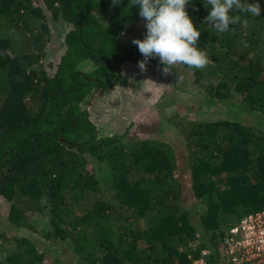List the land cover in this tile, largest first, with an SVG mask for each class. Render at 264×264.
<instances>
[{
	"label": "trees",
	"instance_id": "1",
	"mask_svg": "<svg viewBox=\"0 0 264 264\" xmlns=\"http://www.w3.org/2000/svg\"><path fill=\"white\" fill-rule=\"evenodd\" d=\"M243 2L259 3L260 16L237 13L242 22L221 35L205 22L207 0H190L198 47L211 62L203 69L184 66L210 97L226 100L225 90L233 88L242 105L264 114V0ZM48 17L71 25L53 76L42 65ZM140 19L129 0L115 6L112 0H0V32H31L19 44L0 35V196L11 203L10 221L28 227V216L42 210L46 197L52 230L45 236L71 242L80 264H193L206 247L218 264L224 229L264 209V135L236 120L182 121L181 168L165 140L99 137L81 103L93 89L126 82L122 65L144 59L138 46L121 39ZM86 59L96 65L91 72L77 68ZM149 61L160 65L158 58ZM210 77L218 84H202ZM88 155L107 164L110 177L102 181L90 171ZM180 169L190 172L193 196L206 202L205 212L181 205ZM142 219L148 220L144 228ZM27 242L25 250L8 254L7 264L43 262L44 254Z\"/></svg>",
	"mask_w": 264,
	"mask_h": 264
},
{
	"label": "rangeland",
	"instance_id": "2",
	"mask_svg": "<svg viewBox=\"0 0 264 264\" xmlns=\"http://www.w3.org/2000/svg\"><path fill=\"white\" fill-rule=\"evenodd\" d=\"M101 19L109 24L104 18ZM47 23L51 38L42 65L47 74L53 76L65 51L64 39L71 25L63 20L55 21L51 17L47 18ZM40 24L41 20L35 23V27ZM145 24L146 21L141 18L123 32L122 41L129 44L133 39H144L147 31ZM30 33L28 29L4 27L0 35L9 34L19 44ZM0 52L4 51L0 49ZM163 67L148 61L147 71L141 72L138 65L125 63L121 67V74L126 82L119 79L120 82L101 93L96 89L92 90L81 106L88 110L99 137L117 135L122 143L146 137L165 140L178 152L181 168V157H186L184 136L180 125L178 126L182 121L236 120L252 126L256 133L264 135V114L242 105L233 88L225 90L230 95L229 98L219 100L218 96L210 97L207 89L196 84L193 72L183 64L175 66L167 75L163 73ZM77 68L91 72L96 65L86 59L78 63ZM218 80V77H210L203 80L202 84L215 86ZM87 158L88 168L99 174L102 181L110 177L111 170L107 164L90 155ZM180 170L177 177L182 187L181 205L190 209L194 206L197 211L205 212L206 202L193 196L190 172L187 169L184 172ZM108 195L109 191L106 196ZM41 205L42 210L30 214L27 219V223L34 225L35 229L17 226L9 219L10 201L0 196V264H7L6 257L9 253L25 250L29 246L27 241L38 248V253L44 254L41 264H80L71 242H60L45 236V233L52 230L49 201L46 197L42 198ZM140 225L146 227L148 220L142 219ZM199 236L198 243H201L202 235Z\"/></svg>",
	"mask_w": 264,
	"mask_h": 264
},
{
	"label": "clouds",
	"instance_id": "3",
	"mask_svg": "<svg viewBox=\"0 0 264 264\" xmlns=\"http://www.w3.org/2000/svg\"><path fill=\"white\" fill-rule=\"evenodd\" d=\"M121 2L112 0V5ZM189 3L190 0H129V7L137 5L139 16L146 21L144 39L132 41L144 57L138 62L141 72L147 71V63L153 58H158L164 66L165 75L180 64L190 69H203L211 62L207 49L198 47L201 33L187 11ZM207 4L211 11L205 22L221 35L229 31L230 26L242 22L237 13L254 17L261 13L259 3H244L243 0H207ZM243 24L247 26V20Z\"/></svg>",
	"mask_w": 264,
	"mask_h": 264
},
{
	"label": "built area",
	"instance_id": "4",
	"mask_svg": "<svg viewBox=\"0 0 264 264\" xmlns=\"http://www.w3.org/2000/svg\"><path fill=\"white\" fill-rule=\"evenodd\" d=\"M219 244L218 264H264V209L248 213L238 222L228 225ZM211 255L212 249L206 247L198 257L192 258V262L214 264Z\"/></svg>",
	"mask_w": 264,
	"mask_h": 264
}]
</instances>
